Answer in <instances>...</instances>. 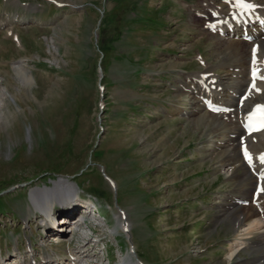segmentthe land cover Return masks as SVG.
<instances>
[{"label":"rangeland","instance_id":"obj_1","mask_svg":"<svg viewBox=\"0 0 264 264\" xmlns=\"http://www.w3.org/2000/svg\"><path fill=\"white\" fill-rule=\"evenodd\" d=\"M208 2L0 0V23L29 19L13 24L12 34L0 28L3 264L18 255L15 246L32 245L39 262L40 254L63 256L81 242L97 252L94 264H120L130 249L121 224L142 264H264L252 248L229 260L241 205L235 183L208 145L212 121L178 114L190 108L178 79L207 65L225 74L223 48L190 21ZM63 180L75 196L54 201L52 213L75 216L91 202L99 218L59 246H44V218L30 193ZM89 233L100 241L85 240Z\"/></svg>","mask_w":264,"mask_h":264},{"label":"bare ground","instance_id":"obj_2","mask_svg":"<svg viewBox=\"0 0 264 264\" xmlns=\"http://www.w3.org/2000/svg\"><path fill=\"white\" fill-rule=\"evenodd\" d=\"M246 2L256 5V10L249 12L250 16L242 13L246 18V23L243 20L231 21V13L239 15L240 12L233 6L231 0L227 4L224 0H220L219 4H216L215 0H209L203 10L195 11L197 13L192 16L190 21L200 30V35H204L208 41L217 42V45L223 48V51L218 55L224 56L219 62H226L222 65H226L225 74L218 75L212 72L218 66L207 65L204 71L195 73L193 77L183 76L177 81L178 96L184 95L190 98L189 111L181 109L178 110V114L186 115L189 117L188 120L194 123L205 119L207 120L206 124L212 121V125L210 124L212 129L207 134L208 145L220 151V156L223 157L221 171L225 173V176L229 175L236 186L233 200H235V205H241L237 207L236 214H234L236 216L233 218L234 221H237L238 230L233 235L234 238L227 242L229 260L235 255L237 256L239 252L241 254V251L246 248H252L256 254L264 255V180L260 179L264 174V165L258 159L261 153H264V132L245 137L246 149L252 156L251 164L244 160L239 145V140L244 135L242 128L247 115L256 104L264 105V0H246ZM26 20L29 19H23V16H7L0 23V27L8 26L7 30L12 34L11 26ZM212 30H215L216 34L213 35ZM245 32L249 35L250 42L243 41ZM254 45H257L255 65L252 63L251 54ZM251 68L255 69L257 73L255 81L250 77ZM14 69L19 79L22 80L20 67ZM251 83H255V88H252L253 84L250 86ZM218 87H222V89L220 90ZM4 92L5 89L1 88L0 108L4 106L2 102ZM207 101L224 107L227 110L226 113L219 115L209 113L205 106ZM216 137L219 138V141L214 140ZM216 143L218 144L215 147ZM259 183L261 188L257 194L256 188ZM74 192L75 190L69 182L58 181L54 183L53 188L46 187L32 191L30 193L31 206L44 217L49 218L53 202L57 201L61 204L64 199L75 196ZM244 203H246L245 206ZM95 215L91 218L94 219ZM120 216H124V214ZM72 226H68L65 233L72 232L70 229ZM121 227L124 229V225L121 224ZM51 238L50 243L59 244L62 242V239H58L57 236ZM13 249L18 250L19 247L15 246ZM78 249L80 248L68 249L63 255L64 257H60V254L49 256L41 254L39 255L40 262L37 264H94L97 261L96 251L82 254L84 251L79 252ZM24 254V252L19 253L6 264H24L22 257L27 258V255ZM130 256H121L120 263L131 264L128 259ZM2 262V256H0V264H3ZM28 263L30 264V261Z\"/></svg>","mask_w":264,"mask_h":264},{"label":"snow or ice","instance_id":"obj_3","mask_svg":"<svg viewBox=\"0 0 264 264\" xmlns=\"http://www.w3.org/2000/svg\"><path fill=\"white\" fill-rule=\"evenodd\" d=\"M227 4L229 0H224ZM233 6L238 10H243L245 12H252L256 10V5L246 2V0H234ZM215 15V14H214ZM235 19V17H233ZM256 53L257 49H252V63L256 64ZM253 80L257 78V73L255 69L253 70ZM252 88H255V83H253ZM214 111H220V109H213ZM226 111V109H224ZM247 128L249 132L252 130L264 129V105H256L255 108L249 113L247 117ZM244 158L251 164L252 156L249 154L247 149L244 150ZM259 162L264 165V154H261L259 157ZM260 179L264 180V174L261 175Z\"/></svg>","mask_w":264,"mask_h":264},{"label":"water","instance_id":"obj_4","mask_svg":"<svg viewBox=\"0 0 264 264\" xmlns=\"http://www.w3.org/2000/svg\"><path fill=\"white\" fill-rule=\"evenodd\" d=\"M99 75H100V78H99V80H101L102 79V75L99 73Z\"/></svg>","mask_w":264,"mask_h":264}]
</instances>
